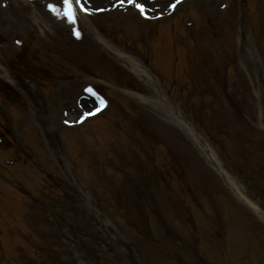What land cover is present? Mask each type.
<instances>
[{"label": "rangeland", "instance_id": "1", "mask_svg": "<svg viewBox=\"0 0 264 264\" xmlns=\"http://www.w3.org/2000/svg\"><path fill=\"white\" fill-rule=\"evenodd\" d=\"M81 2L73 24L63 0H0V80L41 74L35 101L0 97V264H264L218 169L264 212V0ZM84 88L110 106L75 129ZM127 178L153 199L114 203Z\"/></svg>", "mask_w": 264, "mask_h": 264}, {"label": "snow or ice", "instance_id": "2", "mask_svg": "<svg viewBox=\"0 0 264 264\" xmlns=\"http://www.w3.org/2000/svg\"><path fill=\"white\" fill-rule=\"evenodd\" d=\"M124 2H127L129 4H133L135 3V7L139 10L140 14L141 15H146L147 14V9H146V6L145 4L143 3H137L136 0H117V3H124ZM179 0H174V3L173 4H170L169 7H175V3H178ZM63 5H64V12H63V15L65 17H67L68 21L70 23H75L76 22V16H75V7L74 5H78L80 7V10L81 11H85V12H90L92 11V9H89V8H85L83 3L81 2V0H63ZM49 9L53 12H55L57 15H60V11H59V8L52 5V4H49L48 5ZM99 10V9H97ZM75 34L77 36L80 35L79 31H76ZM17 43H19V41H17ZM87 91L89 93H91L92 95H96V93L93 91L92 88H88ZM99 99V103L101 105V107L104 106V103L105 101L103 100L102 97H98ZM91 113H86L85 115H89ZM84 117H81V119H83Z\"/></svg>", "mask_w": 264, "mask_h": 264}, {"label": "bare ground", "instance_id": "3", "mask_svg": "<svg viewBox=\"0 0 264 264\" xmlns=\"http://www.w3.org/2000/svg\"><path fill=\"white\" fill-rule=\"evenodd\" d=\"M89 6H93L95 4V2H105L107 0H84ZM145 2H148V0H144ZM107 6V5H106ZM1 20V17H0ZM134 65L135 63L132 62ZM83 101V108L86 109V107L91 106V99L88 98L86 96V98L82 99ZM202 147L208 151V147L205 143H201ZM209 158L211 160H214V158L211 156V154H209ZM219 172L221 173V175L224 177V179L227 181V183L229 184L230 188L237 194V197L240 198L241 200H243L245 202V204L252 210L254 211L260 218H262L264 220V212L260 209V207L258 205H256L253 201H251L250 199H248L247 197H245L244 195L241 194V192L239 191V188L236 187V185L233 183V181L231 180V178L228 176L227 172L222 169V168H218Z\"/></svg>", "mask_w": 264, "mask_h": 264}, {"label": "trees", "instance_id": "4", "mask_svg": "<svg viewBox=\"0 0 264 264\" xmlns=\"http://www.w3.org/2000/svg\"><path fill=\"white\" fill-rule=\"evenodd\" d=\"M3 92H4L6 95H10L11 90H10L9 88H7V87H4V88H3Z\"/></svg>", "mask_w": 264, "mask_h": 264}]
</instances>
